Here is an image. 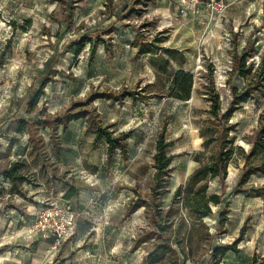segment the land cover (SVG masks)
Wrapping results in <instances>:
<instances>
[{
  "label": "rangeland",
  "instance_id": "374dc122",
  "mask_svg": "<svg viewBox=\"0 0 264 264\" xmlns=\"http://www.w3.org/2000/svg\"><path fill=\"white\" fill-rule=\"evenodd\" d=\"M138 36L156 53L137 55ZM247 42V62L256 68L264 62V0H0V224L13 221L0 226V234L13 235L1 243L42 241L32 225L42 206L56 205L69 206L76 229L44 255L46 264H214L212 248L230 245L220 264L263 258L264 173L240 184L245 161L238 151L226 176L209 183L208 195L220 199L204 220L212 236L193 239L177 262L154 254L164 233L148 225L144 209L129 212L150 196L162 134L173 155L164 208L199 167L207 93L220 94L222 112L229 108L232 88L248 81L229 74L234 52ZM178 70L194 78L187 101L171 91ZM41 112L82 116L55 133L40 129L32 148L18 121ZM261 119L264 94L256 90L229 121L234 145L249 152ZM97 126L112 133L115 149L96 139ZM12 162L26 177L24 195L12 193L4 176ZM68 190L75 193L69 199Z\"/></svg>",
  "mask_w": 264,
  "mask_h": 264
},
{
  "label": "trees",
  "instance_id": "16d2710c",
  "mask_svg": "<svg viewBox=\"0 0 264 264\" xmlns=\"http://www.w3.org/2000/svg\"><path fill=\"white\" fill-rule=\"evenodd\" d=\"M135 47L137 55L156 53V47H154L153 43L141 41L139 36L135 40ZM250 56H252V53L249 51V42L246 43L242 52L235 51L233 54L232 67L229 73L230 78L238 74L248 81L240 90L236 87L232 88V99L226 111L222 112L220 94L214 93L213 89L207 93L208 101L211 102L210 118L201 127V135L204 138V151L196 155L199 167L190 174L184 184H180L176 188L167 208H164L161 197L167 190L172 171L173 155H169L167 151L171 143L165 141L163 134L157 140L154 154L155 172L150 187V196L148 199H142V201L137 202L130 208L129 212L131 213L142 207L148 225L153 226L156 231L164 233L161 235L163 241L156 245L154 250V254L160 257H174L177 262L178 258H180V253L187 256V250H189L193 239L201 240L202 236L208 238L212 236L204 220H207L208 215L212 212L211 203H219L220 199L216 195H208L209 183L216 177L226 176L227 167L236 151L245 161L240 184L247 182L253 174L264 173V159L262 156L264 152V119L260 120L249 152H246L239 145H234V136L230 135V131L234 128V126L229 125L233 113L253 98L256 90L264 94V85L261 83L264 80V62H260L254 68L252 63L247 62V57ZM162 70L166 71V66H163ZM193 86V75L184 70L176 71L170 82L173 96L183 101L190 99ZM129 94L134 100L137 98L136 96L141 97L140 93H137L138 95ZM38 96L29 104L30 110L36 104ZM111 96L108 93H101L98 97L111 98ZM146 97L148 95L143 94L141 98ZM81 116L75 114L60 117L59 115L41 112L35 119H20L18 121V132L19 134L26 133L29 144L34 148L37 142V132L40 129L48 128L52 133H55L59 125L67 128L70 121ZM95 132L96 139L106 140L110 150L117 147L114 144L115 139L112 137V133L106 128L97 126ZM259 157L261 161L256 164L255 159ZM4 176L11 184L12 193L25 194L19 184L26 181V177L19 172L18 162H12L5 170ZM74 194L71 190H68L65 197L69 199ZM223 219L220 221L222 224ZM144 236H146L145 233L142 235V242L144 241ZM234 248L235 245L213 247L211 257L214 264H220L228 251ZM252 264H264V257L259 260L254 258Z\"/></svg>",
  "mask_w": 264,
  "mask_h": 264
},
{
  "label": "built area",
  "instance_id": "2783aa9c",
  "mask_svg": "<svg viewBox=\"0 0 264 264\" xmlns=\"http://www.w3.org/2000/svg\"><path fill=\"white\" fill-rule=\"evenodd\" d=\"M69 210V206L63 209L56 205H44L37 216L39 222L32 225V232L34 231L35 235L37 234L42 240H51L47 248L48 255L58 250L64 240L73 233L75 219Z\"/></svg>",
  "mask_w": 264,
  "mask_h": 264
},
{
  "label": "crops",
  "instance_id": "0c3cea01",
  "mask_svg": "<svg viewBox=\"0 0 264 264\" xmlns=\"http://www.w3.org/2000/svg\"><path fill=\"white\" fill-rule=\"evenodd\" d=\"M25 192V191H24ZM11 219H14L11 217ZM5 224V225H4ZM13 221H6L0 226L11 227ZM76 229L74 227L73 231ZM10 231V230H8ZM9 233V232H8ZM1 231L0 236V264H46V258L48 256L47 248L50 245L51 240H38L37 242H29L26 245H9V240L13 239V235ZM7 240L6 243H1Z\"/></svg>",
  "mask_w": 264,
  "mask_h": 264
}]
</instances>
